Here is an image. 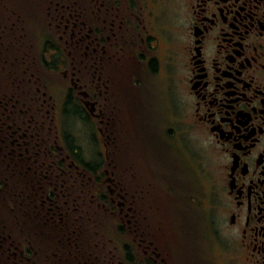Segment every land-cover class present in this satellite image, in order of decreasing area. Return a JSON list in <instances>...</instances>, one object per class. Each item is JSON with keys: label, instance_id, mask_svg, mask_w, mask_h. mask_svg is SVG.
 Here are the masks:
<instances>
[{"label": "flooded vegetation", "instance_id": "obj_1", "mask_svg": "<svg viewBox=\"0 0 264 264\" xmlns=\"http://www.w3.org/2000/svg\"><path fill=\"white\" fill-rule=\"evenodd\" d=\"M19 1L0 0V264H264V0ZM65 114L97 161L60 143Z\"/></svg>", "mask_w": 264, "mask_h": 264}, {"label": "rangeland", "instance_id": "obj_2", "mask_svg": "<svg viewBox=\"0 0 264 264\" xmlns=\"http://www.w3.org/2000/svg\"><path fill=\"white\" fill-rule=\"evenodd\" d=\"M1 4V3H0ZM11 4L13 6H15L17 9H28L26 7H22V3L19 0H12ZM14 8V7H13ZM1 9V7H0ZM15 9V8H14ZM32 9V8H30ZM40 29V34L43 35L44 34V30L43 27L39 28ZM46 32V31H45ZM43 33V34H42ZM36 35V39L38 34ZM1 64V62H0ZM0 71H1V66H0ZM157 118L152 120V123H155V121H157L159 118H161V114L158 113ZM65 118V122H62L61 124V128H59V133H61V139H60V143H62L64 145V147L68 148L69 145H75L77 147H75V151L76 154L78 155H83L86 157H89V160L91 162L97 161L98 157H97V152L99 151V144L97 142L96 139H94L93 137V132H94V128L93 126L89 124L87 125H83L80 121H77L72 115H63V119ZM61 120V119H60ZM64 121V120H63ZM138 121H139V126L142 125L144 123V119L139 115L138 116ZM159 127L155 126L153 127V131H158ZM145 132L144 129L140 128V135ZM186 144V143H185ZM188 146V147H187ZM139 147L141 149V151L143 153H145L146 155L150 156L152 153H155V150H153L152 145L144 140H141L139 143ZM185 153L183 156V160H184V166H185V177L186 179L192 184V186L196 189V192L199 194V203H197V205L195 206L192 205L190 207L191 211L194 213V215H201V213L203 212L205 206L203 205L202 201L203 199V195L202 193L204 191H206L208 183H207V179L205 177H203L202 174H200V171H198L197 168L194 167L193 164V160L190 157V159H188V155H190V153L188 151H193V152H198L200 151L202 153V155H205V151H202V147H198L196 144H194L191 141H189V145H185ZM189 148V150H188ZM205 152V153H204ZM158 153V151H157ZM183 154V153H182ZM193 155H195L193 153ZM206 162V163H205ZM208 161H204L203 164L207 165ZM210 166V165H208ZM196 181H194V180ZM16 185L17 182L15 183ZM18 188V187H16ZM198 189V191H197ZM151 192L146 193V195H143L139 198V200H137V203H139V205L143 208L144 213L147 215L146 217L148 218L149 223L151 222L153 224V229H154V233H156L159 236H164L166 237L167 233H170V230L168 229L167 233L165 234L164 232V224H166L167 222L170 223L172 225V219L167 215V210L165 208L164 202H163V198L164 195L162 197V194L159 193V190H150ZM12 193H15V191H12ZM162 198V199H161ZM90 207V206H89ZM161 208H163L164 214L166 216H162L160 214ZM1 209V206H0ZM196 212V213H195ZM101 212L98 210H95V207L91 206V209L89 210V217H90V221L95 220L94 222L96 223L97 220H101V218L106 219L105 214L102 213V215H100ZM195 215V217H196ZM10 217V216H9ZM151 218V219H149ZM166 219H168V221H165ZM178 223V220L176 221ZM102 223H99L97 225L93 224L94 228H98V229H102ZM109 227V229H111V226L109 225L108 222H105ZM10 228V226H9ZM91 228V227H90ZM11 229H15V228H11ZM123 230V228H122ZM124 231V230H123ZM125 233V231H124ZM178 233V231H177ZM203 234H205L203 232Z\"/></svg>", "mask_w": 264, "mask_h": 264}, {"label": "trees", "instance_id": "obj_3", "mask_svg": "<svg viewBox=\"0 0 264 264\" xmlns=\"http://www.w3.org/2000/svg\"><path fill=\"white\" fill-rule=\"evenodd\" d=\"M10 170H11V168H10ZM10 174H11V173H10ZM12 179H13L14 183L19 181V179L17 178V174H16V173H15L14 177H12ZM26 184H27V183H26ZM23 195H25V194H18V193H17V194H15V195H13V194L10 193V198L13 199V201H14V200H16V201H17V200L20 201ZM25 196H26V195H25ZM10 212L13 213L14 211H10ZM15 212H16V211H15ZM10 217H12V218H16V217H18V216L14 213V214H11ZM12 226H13V225H12ZM12 226H10V228L8 229L9 232H10V233H13V234H18V233H19V232H18V227H19V226H15V229H11ZM20 232H21V231H20ZM24 232L27 233V231H24Z\"/></svg>", "mask_w": 264, "mask_h": 264}]
</instances>
